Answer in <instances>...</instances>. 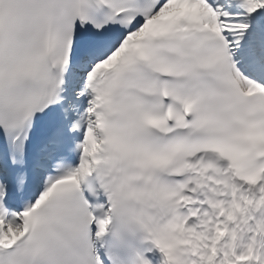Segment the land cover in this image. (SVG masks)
<instances>
[{
	"label": "snow or ice",
	"instance_id": "1",
	"mask_svg": "<svg viewBox=\"0 0 264 264\" xmlns=\"http://www.w3.org/2000/svg\"><path fill=\"white\" fill-rule=\"evenodd\" d=\"M0 264H264V0H0Z\"/></svg>",
	"mask_w": 264,
	"mask_h": 264
}]
</instances>
